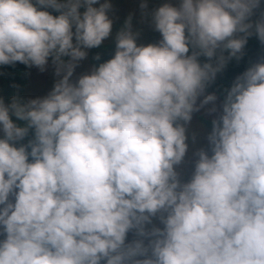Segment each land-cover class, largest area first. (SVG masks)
Here are the masks:
<instances>
[{"label":"clouds","instance_id":"1","mask_svg":"<svg viewBox=\"0 0 264 264\" xmlns=\"http://www.w3.org/2000/svg\"><path fill=\"white\" fill-rule=\"evenodd\" d=\"M261 2L164 3L151 14L157 43L138 45L126 20L112 56L73 83L110 36L108 0H0V65L43 71L51 58L60 77L44 97L0 99V264H264V62L225 93L211 154L195 153L187 182L176 170L184 124L225 63L217 49L238 58L253 34L264 45V12L249 20ZM157 214L148 245L125 247Z\"/></svg>","mask_w":264,"mask_h":264},{"label":"rangeland","instance_id":"2","mask_svg":"<svg viewBox=\"0 0 264 264\" xmlns=\"http://www.w3.org/2000/svg\"><path fill=\"white\" fill-rule=\"evenodd\" d=\"M103 2L104 0H98V4L93 5V7H98L99 4ZM108 2L111 7L107 10L106 14L108 15L109 19L112 20V29L110 36L105 39L102 44L115 42L114 37L118 31L124 28L126 20L129 21L131 31L136 34V43L138 45L157 43L161 39V36L159 32L155 31L152 26V12L164 3H169L174 7H179V0H143V3L146 5L144 8L140 7L142 0H108ZM33 3L35 4V0H33ZM36 7L38 10H44L50 14V7L41 5H36ZM83 10L84 8L82 6L79 11L83 12ZM59 14L60 13L58 12L57 15ZM249 20L253 23L257 20L254 12L249 17ZM237 35H242V33H238ZM254 37L255 34L249 36L247 40L253 39ZM73 43H75L74 38ZM193 51L194 49L189 45L188 54H191ZM64 58L68 60V57L65 56ZM92 68L93 66L88 62L86 55L84 59L79 60L76 63V67L73 70V75L70 77V81L75 83L76 79L80 75L87 74ZM59 78V76L55 75V66L52 64L51 58H49L48 62L44 66L43 71L37 67L29 66L28 72L22 76L18 83L15 82L14 84L18 85L20 82H22V85L20 84V86H22V94L25 100H28L46 96ZM207 95H213L215 100L202 104L201 101ZM195 107L196 110L193 111L191 120L187 124H184L188 151L186 152L181 164L176 166L179 179L182 182H187L191 176L194 162L198 158L195 155L196 152L203 149L209 155L211 154L207 136L210 133L212 127H209L204 123H211L212 125L213 120L218 121L219 115L222 111V104L218 97L214 94H207L203 92L198 96ZM180 123L183 124L182 121H180ZM158 217L159 214L150 217L148 221L143 223L142 227L145 233L143 236L138 233L136 228L130 229L126 233L124 246L127 247L132 245L136 241H142L143 244L147 246L149 240L154 238L149 235L152 229H162L163 227ZM2 238L3 237L0 236V239ZM101 264H103V261H101Z\"/></svg>","mask_w":264,"mask_h":264},{"label":"trees","instance_id":"3","mask_svg":"<svg viewBox=\"0 0 264 264\" xmlns=\"http://www.w3.org/2000/svg\"><path fill=\"white\" fill-rule=\"evenodd\" d=\"M58 12L59 11L52 8L50 9V14L54 17ZM253 12L255 13L257 19H259L261 13L264 12V0H262L259 7L254 9ZM114 44L115 42L102 44L98 49L88 50V62L94 67L98 63L110 58L114 52ZM96 55H99V60H95L93 58ZM217 55H223L226 58L225 63L221 70L216 73L215 78L206 82L203 93L216 95L222 104L225 93L232 85L235 78L241 75L252 64L264 62V45L260 44L255 36L253 39L247 40L241 50V53L238 54V58H228L227 50L221 52L220 49H217ZM62 59L66 60L64 57ZM197 60L200 64H216V56L209 60L203 55H200L197 57ZM28 69L29 66H25L19 62H15L10 65H0V99H2L6 105L14 96L21 100H25L22 94V86H20L22 82L18 85L14 83H18L22 76L28 72ZM10 118L16 122L15 117L11 116V114ZM204 124L212 127L211 123ZM31 139H33V129H29L27 135L20 142H16V146H19L20 144H27V142ZM29 159L31 158L29 157Z\"/></svg>","mask_w":264,"mask_h":264}]
</instances>
